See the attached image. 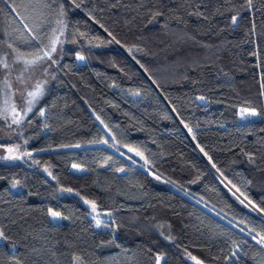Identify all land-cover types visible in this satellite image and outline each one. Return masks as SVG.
<instances>
[{"label": "trees", "instance_id": "16d2710c", "mask_svg": "<svg viewBox=\"0 0 264 264\" xmlns=\"http://www.w3.org/2000/svg\"><path fill=\"white\" fill-rule=\"evenodd\" d=\"M58 38L33 114L0 119L25 155L0 264H264V0H0V77Z\"/></svg>", "mask_w": 264, "mask_h": 264}, {"label": "rangeland", "instance_id": "374dc122", "mask_svg": "<svg viewBox=\"0 0 264 264\" xmlns=\"http://www.w3.org/2000/svg\"><path fill=\"white\" fill-rule=\"evenodd\" d=\"M57 40L59 43L55 45L56 51L49 52L51 59L45 58L35 64L29 63L35 59L17 60L11 63V65L8 63L7 67H4V72L0 77V119L7 127V130L3 135L5 138L13 136V129L18 128V126L24 123V121L33 114L38 104L49 90L54 80L55 66L58 63V56L62 48L61 38H58ZM37 85H39V95L36 98H33L32 96H29V93L36 92ZM29 100H32L31 104L28 103ZM251 113L253 112L241 110L239 112L240 122L248 123L258 118L257 114L251 115ZM14 120L19 122H14ZM109 139L111 143H113L110 137ZM111 145L112 144L109 145L108 143H103L101 146L112 149L123 159L148 173L147 168L143 167L144 160L139 154L128 149L118 151L117 147ZM24 157L25 155L21 150L12 145L4 146L0 149V160H3L6 163L20 162ZM81 170L82 169L79 167L73 168L74 173H80L82 172ZM238 198L249 208V210L256 213V210L252 206L240 197ZM92 218L95 219L101 228H106V222L110 221L108 217L100 215L94 209H92ZM2 240H0V244L2 243Z\"/></svg>", "mask_w": 264, "mask_h": 264}, {"label": "snow or ice", "instance_id": "6c2138e0", "mask_svg": "<svg viewBox=\"0 0 264 264\" xmlns=\"http://www.w3.org/2000/svg\"><path fill=\"white\" fill-rule=\"evenodd\" d=\"M249 2H251V0H249ZM233 22L235 23V20ZM51 43H52V47H51L50 51L51 52H55L56 51L55 45L57 43H59V41L56 40V39H54V40H52ZM42 52H43V55H38L35 60L30 61L29 63L35 64L38 61L43 60L45 58L51 59V57H50V55H49V53L47 51H43L42 50ZM81 59H83V57H81ZM4 67H7V64H5ZM38 95H39V85H37V91L36 92H30L29 93V96H32L33 98H36ZM28 103L31 104L32 103V100H29ZM251 115H256V113L253 112V113H251ZM14 122H17L18 123L19 121H15L14 120ZM9 151H11V150H9ZM94 207H95V205H93V208ZM52 215L55 217V216H58V213H52ZM2 239H6V237L3 235L2 232H0V240H2ZM262 239H264V237H262ZM193 259H195V258H193ZM197 264H199V261H197Z\"/></svg>", "mask_w": 264, "mask_h": 264}]
</instances>
